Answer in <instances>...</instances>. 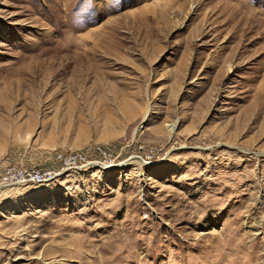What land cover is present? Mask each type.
Returning a JSON list of instances; mask_svg holds the SVG:
<instances>
[{"label":"rangeland","instance_id":"374dc122","mask_svg":"<svg viewBox=\"0 0 264 264\" xmlns=\"http://www.w3.org/2000/svg\"><path fill=\"white\" fill-rule=\"evenodd\" d=\"M59 152L0 264H264V0H0V173Z\"/></svg>","mask_w":264,"mask_h":264},{"label":"built area","instance_id":"2783aa9c","mask_svg":"<svg viewBox=\"0 0 264 264\" xmlns=\"http://www.w3.org/2000/svg\"><path fill=\"white\" fill-rule=\"evenodd\" d=\"M54 167L34 168L9 165L0 173V187L25 185L29 183H48L68 170L85 168L94 161L84 152L56 153Z\"/></svg>","mask_w":264,"mask_h":264},{"label":"bare ground","instance_id":"6f19581e","mask_svg":"<svg viewBox=\"0 0 264 264\" xmlns=\"http://www.w3.org/2000/svg\"><path fill=\"white\" fill-rule=\"evenodd\" d=\"M171 129H174V125L171 127ZM174 131V130H173Z\"/></svg>","mask_w":264,"mask_h":264}]
</instances>
